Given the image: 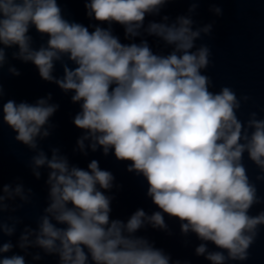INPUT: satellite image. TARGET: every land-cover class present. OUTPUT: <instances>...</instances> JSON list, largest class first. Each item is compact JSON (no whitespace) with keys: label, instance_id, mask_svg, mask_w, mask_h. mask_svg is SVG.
<instances>
[{"label":"clouds","instance_id":"clouds-1","mask_svg":"<svg viewBox=\"0 0 264 264\" xmlns=\"http://www.w3.org/2000/svg\"><path fill=\"white\" fill-rule=\"evenodd\" d=\"M165 2L89 0L85 7L96 21L122 25L128 38L138 36L146 14L157 12ZM191 24L189 18L179 17L174 24L148 25L149 35L173 46L170 54L161 56L145 40L123 44L110 29L95 27L90 32L68 22L56 0H0V43L17 45L18 57L31 61L44 80H54V61L62 55L75 63L74 69L65 65L63 79L55 83L74 91L73 102L82 101L73 121L88 133L78 141L80 148L90 138L93 150L98 144L105 154L111 148L118 160L131 161L128 170L143 174L153 203L185 222L183 232L191 230L227 250L229 258L243 260L253 240L246 233L254 235L256 226L264 224V214L248 215L255 188L240 161L247 150L250 159L264 168V120L249 121L254 131L250 139L242 137L235 94L227 87L220 93L208 90L209 78L200 70L209 63V50L202 46L191 51L200 34L191 30ZM30 25L48 36L47 47H30ZM4 59L0 49V63ZM55 110L43 99L35 105L9 100L3 105V119L17 133V141L35 148V138ZM241 139L247 143L241 144ZM33 161L37 167L47 163L52 170L48 180L52 202L45 211L66 225L58 228L43 217L36 243L49 252L58 251L62 264H87L85 248L94 264H169L160 250L131 237L146 218L143 210L126 224L109 221L110 200L96 186L110 188L113 176L100 170L97 161L88 165L90 171L69 169L67 160L55 151L51 160L41 152ZM147 219L154 227H164L161 212ZM10 247L5 244L0 251ZM196 251L204 254L206 248L201 245ZM207 258L212 264L225 260L220 252ZM0 264H24V260L14 256Z\"/></svg>","mask_w":264,"mask_h":264}]
</instances>
